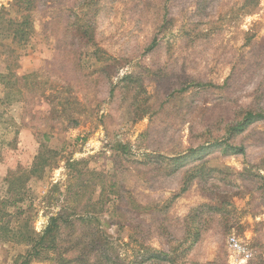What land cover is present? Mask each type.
<instances>
[{
  "label": "rangeland",
  "instance_id": "374dc122",
  "mask_svg": "<svg viewBox=\"0 0 264 264\" xmlns=\"http://www.w3.org/2000/svg\"><path fill=\"white\" fill-rule=\"evenodd\" d=\"M248 108L264 0H0V264H233L232 234L264 264Z\"/></svg>",
  "mask_w": 264,
  "mask_h": 264
},
{
  "label": "trees",
  "instance_id": "16d2710c",
  "mask_svg": "<svg viewBox=\"0 0 264 264\" xmlns=\"http://www.w3.org/2000/svg\"><path fill=\"white\" fill-rule=\"evenodd\" d=\"M258 121H264V110H261L260 108L254 109V108H248L245 112L242 113V118L235 122L234 124L229 125L227 128V134L228 139L234 138L237 134H240L244 132L250 125L258 122ZM223 142H215V145L222 146ZM213 146V145H212ZM205 148V147H201ZM226 150L224 151H230V152H236L240 154H245V148L244 146H234L232 144H227L225 147ZM197 152V150H191V154L187 156L177 157L174 158L173 161L175 163L181 162L185 158H188L191 155H194ZM63 217L62 216H54L52 217V220L48 226V228L45 230L44 235L42 236V240L45 238H50V246L53 248L59 247V230L62 227ZM36 251V250H35ZM56 251V250H55ZM39 255V252H35L34 256ZM33 256V257H34ZM32 256L25 257V260L22 264H28L30 263V259ZM167 255L161 253L159 255L152 256L151 258H147V260L151 259H157L162 260L166 259Z\"/></svg>",
  "mask_w": 264,
  "mask_h": 264
},
{
  "label": "built area",
  "instance_id": "2783aa9c",
  "mask_svg": "<svg viewBox=\"0 0 264 264\" xmlns=\"http://www.w3.org/2000/svg\"><path fill=\"white\" fill-rule=\"evenodd\" d=\"M228 245L233 254V264H247L252 259L250 248L235 234L229 237Z\"/></svg>",
  "mask_w": 264,
  "mask_h": 264
}]
</instances>
